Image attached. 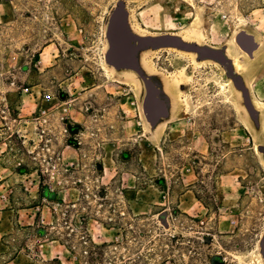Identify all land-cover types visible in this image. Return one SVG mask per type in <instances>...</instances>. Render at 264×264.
I'll list each match as a JSON object with an SVG mask.
<instances>
[{
  "label": "rangeland",
  "instance_id": "374dc122",
  "mask_svg": "<svg viewBox=\"0 0 264 264\" xmlns=\"http://www.w3.org/2000/svg\"><path fill=\"white\" fill-rule=\"evenodd\" d=\"M0 150V264H264V0H0Z\"/></svg>",
  "mask_w": 264,
  "mask_h": 264
},
{
  "label": "built area",
  "instance_id": "2783aa9c",
  "mask_svg": "<svg viewBox=\"0 0 264 264\" xmlns=\"http://www.w3.org/2000/svg\"><path fill=\"white\" fill-rule=\"evenodd\" d=\"M30 92H31V89H30V88H26V89L23 90V93H24V94H28V93H30ZM52 101H53V97H52L51 94H45V95L43 96V102H44V103L49 104V103H51ZM48 111H49V108H47V107H41V108L38 107V109H37V114H38L40 117H44V116L47 115Z\"/></svg>",
  "mask_w": 264,
  "mask_h": 264
},
{
  "label": "water",
  "instance_id": "95a60500",
  "mask_svg": "<svg viewBox=\"0 0 264 264\" xmlns=\"http://www.w3.org/2000/svg\"><path fill=\"white\" fill-rule=\"evenodd\" d=\"M126 39L123 40V42L125 41ZM122 42V44H123ZM242 47H244L247 51H251V49H253L255 47V43L254 41L249 37H245L244 40H242V43H241Z\"/></svg>",
  "mask_w": 264,
  "mask_h": 264
},
{
  "label": "trees",
  "instance_id": "16d2710c",
  "mask_svg": "<svg viewBox=\"0 0 264 264\" xmlns=\"http://www.w3.org/2000/svg\"><path fill=\"white\" fill-rule=\"evenodd\" d=\"M112 207H113L112 210H113L114 214L118 216V214H117V211H118V209H119L118 205H116V204H115V205L112 204ZM119 216H120V213H119ZM126 232H127V230L124 231V235H125ZM129 233L132 235V237H134V235H133V234H134L133 231H129ZM126 236H127V234H126ZM124 238H125V236H124ZM126 239H127V238H126ZM126 239L124 240V242L126 243V244H124V245H126V248H129L130 245H129V242H128ZM115 246H116V245H115ZM128 264H132V263L129 262Z\"/></svg>",
  "mask_w": 264,
  "mask_h": 264
},
{
  "label": "crops",
  "instance_id": "0c3cea01",
  "mask_svg": "<svg viewBox=\"0 0 264 264\" xmlns=\"http://www.w3.org/2000/svg\"><path fill=\"white\" fill-rule=\"evenodd\" d=\"M4 153H5V151H4V150H0V156H3V155H4Z\"/></svg>",
  "mask_w": 264,
  "mask_h": 264
},
{
  "label": "flooded vegetation",
  "instance_id": "af4514ba",
  "mask_svg": "<svg viewBox=\"0 0 264 264\" xmlns=\"http://www.w3.org/2000/svg\"><path fill=\"white\" fill-rule=\"evenodd\" d=\"M255 47H256L255 49H257V48H258V44H257V43H255Z\"/></svg>",
  "mask_w": 264,
  "mask_h": 264
},
{
  "label": "bare ground",
  "instance_id": "6f19581e",
  "mask_svg": "<svg viewBox=\"0 0 264 264\" xmlns=\"http://www.w3.org/2000/svg\"><path fill=\"white\" fill-rule=\"evenodd\" d=\"M158 91V90H157Z\"/></svg>",
  "mask_w": 264,
  "mask_h": 264
}]
</instances>
